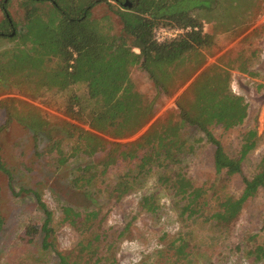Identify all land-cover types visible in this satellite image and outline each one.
<instances>
[{"label": "rangeland", "instance_id": "374dc122", "mask_svg": "<svg viewBox=\"0 0 264 264\" xmlns=\"http://www.w3.org/2000/svg\"><path fill=\"white\" fill-rule=\"evenodd\" d=\"M4 1L0 0V25H3L0 26V64L6 63L23 42L15 35L24 33L21 0L6 1L10 23L1 10ZM237 2L241 3L215 0L209 10H198L195 15L206 25L205 31H211L215 38L214 46L203 50L204 67L219 59L220 65L230 73L231 92L243 97L248 105V116L242 125L229 130L212 126L211 132L232 158L238 157L244 135L249 131L257 133V145L242 163L243 175L251 178L264 156V0H257L251 7L242 5L243 9L238 6L239 10L232 6ZM119 3L103 0L90 11L93 19H104L103 23L110 26V34L117 36L121 32L120 20L115 14L121 8ZM56 64L53 60L50 66ZM188 67V62H182L167 69L171 82L169 95L158 93L140 66L131 68L135 90L154 102V115L135 136L120 142L136 140L153 124L177 119L176 101L191 82L182 86ZM241 68L247 72H241ZM0 75L6 80L0 81V148L12 175L10 188L0 173V264H60L52 252L42 250V235H37L32 242L24 240L26 227L42 224L43 215L33 195L21 194L22 189L40 192L52 211L58 251L69 253L77 246L82 237L62 221L61 207L70 205L82 210V199L71 183L88 167H93L90 173H85L86 179H93L88 190L95 193L96 207L101 208V215L105 217L104 236L98 243L103 250L99 251L103 257L100 264H264V258L257 260L254 252L258 246L264 248V187L246 203L232 225L222 227L205 220L209 212L218 209L219 202L239 197L244 185L239 175L227 177L215 173V147L200 131L183 128L180 136L185 146L178 162L167 168L153 166L143 175L137 174L136 162L130 166L120 163L102 174L100 163L105 156L99 154L92 158L82 155L69 158L66 165L57 169L55 153L35 156L31 133L19 120L29 121L37 113L54 133L70 124L88 130V115L79 123L65 114L66 102L72 95L79 96L86 109L92 107L85 86L74 85L66 91L48 90L39 84L37 73L16 75L8 69ZM46 146L45 142L41 144V148ZM72 146L73 140L63 139L65 153L69 154ZM178 173L202 188L207 211L204 215L188 218L183 213L185 199L176 196L163 181ZM126 174L130 175L126 181L131 189L116 200L111 191ZM145 198L153 201V211L141 207Z\"/></svg>", "mask_w": 264, "mask_h": 264}, {"label": "trees", "instance_id": "16d2710c", "mask_svg": "<svg viewBox=\"0 0 264 264\" xmlns=\"http://www.w3.org/2000/svg\"><path fill=\"white\" fill-rule=\"evenodd\" d=\"M5 1L1 10L8 23L11 19ZM101 1L21 0L24 33L16 34L15 38L19 37L23 42L6 63L0 64V74L8 69L16 75L37 73L40 85L56 91L83 84L87 100L92 103V107L86 109L81 98L72 95L65 106V114L76 122L82 123L84 116H89L88 130L70 124L54 133L49 123L37 113L29 121L20 119L19 123L31 133L35 156L55 153V167L60 169L69 158L78 155L92 158L99 154L105 156L100 163L102 174L120 163L130 166L136 162L137 174L143 175L153 166L167 168L176 164L185 146L181 130L195 128L215 147V173L242 177L244 188L239 197H228L219 202L218 209L209 212L205 218L218 226L232 225L246 203L264 187V156L255 175L245 177L242 163L256 147L257 133H246L238 157L232 158L211 132L212 126H221L224 130L240 126L248 116V105L243 97L230 90L228 69L220 65L219 59L204 67L203 50L211 49L215 38L211 31L203 30L195 13L209 10L215 0H124V3L118 0L121 5L115 12L121 24L118 36L110 34V26L103 23L104 19L91 17V9ZM237 1L241 3L232 6L239 10V7L243 9L242 5L254 6L257 0ZM161 26L184 32L175 39L158 43L154 39V30ZM53 60L57 64L50 66ZM182 62L189 63L182 86L191 82L176 101L177 119L153 124L136 140L120 142L135 136L154 115V102L135 90L130 78L131 68L140 66L157 92L169 95L171 82L167 69ZM240 70L247 72L245 68ZM2 80L6 81L0 75ZM63 139L73 140L69 154L62 149ZM43 142L47 146L41 148ZM92 169L88 167L84 172L88 174ZM0 173L11 188L12 175L2 159L1 148ZM85 173L71 183L82 199V210L70 205L61 207L62 221L82 237L69 253L58 251L55 245L53 213L40 192L20 191L33 195L43 215L42 224L26 227L24 240L32 242L37 235H42V250L52 252L60 264H98L103 258L98 243L104 236L105 217L101 215V208L96 207L95 193L88 190L93 179H86ZM129 178L128 174L121 176L112 189L111 195L116 200L130 191L131 185L126 181ZM163 181L171 186L176 196L185 199L183 213L188 218H197L207 212L202 188L195 186L189 178L178 173L172 178H163ZM141 207L153 211V201L145 198ZM254 252L257 260L264 258L263 247L258 246Z\"/></svg>", "mask_w": 264, "mask_h": 264}, {"label": "built area", "instance_id": "2783aa9c", "mask_svg": "<svg viewBox=\"0 0 264 264\" xmlns=\"http://www.w3.org/2000/svg\"><path fill=\"white\" fill-rule=\"evenodd\" d=\"M203 24V30L205 31ZM184 31L177 28H169V27H158L154 30V39L158 43H162L165 41H169L175 39L178 35L182 34Z\"/></svg>", "mask_w": 264, "mask_h": 264}, {"label": "water", "instance_id": "95a60500", "mask_svg": "<svg viewBox=\"0 0 264 264\" xmlns=\"http://www.w3.org/2000/svg\"><path fill=\"white\" fill-rule=\"evenodd\" d=\"M6 2V1H5ZM11 21L9 20V23H10ZM14 34V32H12V35Z\"/></svg>", "mask_w": 264, "mask_h": 264}]
</instances>
